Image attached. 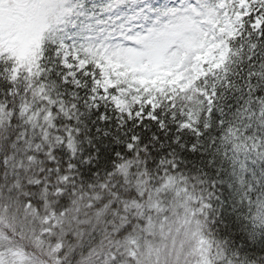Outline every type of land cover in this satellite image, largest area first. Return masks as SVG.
Segmentation results:
<instances>
[{
    "label": "snow or ice",
    "instance_id": "1",
    "mask_svg": "<svg viewBox=\"0 0 264 264\" xmlns=\"http://www.w3.org/2000/svg\"><path fill=\"white\" fill-rule=\"evenodd\" d=\"M0 264H264V0H0Z\"/></svg>",
    "mask_w": 264,
    "mask_h": 264
}]
</instances>
